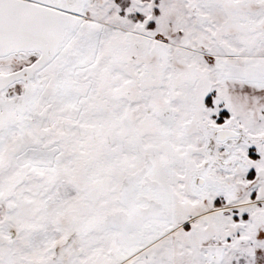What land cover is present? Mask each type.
<instances>
[{"label": "snow or ice", "instance_id": "1", "mask_svg": "<svg viewBox=\"0 0 264 264\" xmlns=\"http://www.w3.org/2000/svg\"><path fill=\"white\" fill-rule=\"evenodd\" d=\"M0 264H264V0H0Z\"/></svg>", "mask_w": 264, "mask_h": 264}]
</instances>
